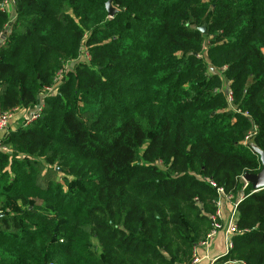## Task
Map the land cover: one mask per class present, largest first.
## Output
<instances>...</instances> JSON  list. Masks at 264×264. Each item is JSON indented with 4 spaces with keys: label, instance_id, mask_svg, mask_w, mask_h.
Segmentation results:
<instances>
[{
    "label": "trees",
    "instance_id": "1",
    "mask_svg": "<svg viewBox=\"0 0 264 264\" xmlns=\"http://www.w3.org/2000/svg\"><path fill=\"white\" fill-rule=\"evenodd\" d=\"M106 1L13 0L0 111L55 93L2 141L0 264H191L216 188L244 194L218 263L264 264V0Z\"/></svg>",
    "mask_w": 264,
    "mask_h": 264
},
{
    "label": "built area",
    "instance_id": "2",
    "mask_svg": "<svg viewBox=\"0 0 264 264\" xmlns=\"http://www.w3.org/2000/svg\"><path fill=\"white\" fill-rule=\"evenodd\" d=\"M10 5H12L14 7L13 0H1L0 10L3 12L4 9H7ZM2 42H3V39L0 38V44ZM60 74L61 73H59L58 75H60ZM58 75H57V77H58ZM57 80L58 79L56 78V81ZM56 81H54V82H56ZM43 91L46 94H51V93L54 94L55 93V91L53 90V87L45 88ZM42 99H43V97L39 96V103H41ZM227 101L231 102V93L229 91L227 93ZM35 106L36 107L34 108L33 112L31 113V115L29 117L30 121H28L29 119L26 121V122H28V124L30 122H32V120L34 121V119L39 114L38 106L37 105H35ZM9 118H10L9 112L0 111V130L6 129L8 127ZM254 134H255L254 130L252 132H249L246 135V137L244 138L243 144L244 145L248 144L250 142V140L253 138ZM251 148H252V145H251ZM0 150L5 151L4 148H1V147H0ZM211 185L213 187H215V185L213 183H211ZM244 185L246 186L245 182H244ZM216 192H217L218 198L215 201V212L210 218L211 223H212V228H211L210 232L206 234L205 238L202 241H200L198 243V245L194 248L191 264H199L202 260H206L207 264H221V263H218V258H209L207 253H206V249L208 247L210 240L218 232L223 231V235H224V238L226 241L225 245H224V254H226L232 247L230 238L236 232V225H235L236 224V218H237L236 208H237V205L244 199V194L239 193V195L236 198H233L231 195L224 194L221 188H216ZM251 192H253V191L251 190ZM224 206H228V212H227V217H226L227 219H226L225 225L223 227H221V221L223 220V217H224V213H223ZM198 250L204 251L205 252L204 255L199 257L197 254Z\"/></svg>",
    "mask_w": 264,
    "mask_h": 264
},
{
    "label": "rangeland",
    "instance_id": "3",
    "mask_svg": "<svg viewBox=\"0 0 264 264\" xmlns=\"http://www.w3.org/2000/svg\"><path fill=\"white\" fill-rule=\"evenodd\" d=\"M7 16H8V22H7V27L4 28V30L1 33L0 38L3 39V37H5V33L8 31V29L10 28V25L15 21L16 15H15V9L12 5H10L7 9H4L3 11ZM2 41V40H1ZM90 59V54L89 52L84 48L81 47V49H79V54L77 56L76 59H74L73 61H70L68 63L65 64L64 68H63V73H61L60 75H58L57 77V81L55 83H57L59 80L64 79L66 72L72 71L74 70V68L79 65V64H86ZM225 89V87L223 88V90ZM53 90L55 91V89L53 88ZM52 94V93H51ZM51 94H46L44 91H42V93L40 94V96L43 97V99L41 100V103H39V98L37 100V103L35 105L38 106L39 109V113L41 112L42 108L44 107V98L47 95H51ZM36 106H34L32 109H26V108H14L11 109L9 112L10 118L8 121V127L6 129H1L0 130V147L4 148V150H7L8 147L2 146V141L5 140V138L7 137V135L9 134V131L11 130H18V128L20 127H26V126H31L32 122L36 121L39 118V114L37 115V117L34 119V121L32 120V122H30L28 124V122H26L31 113L33 112L34 108ZM23 112H22V111ZM22 113V114H21ZM30 121V119L28 120ZM3 151V150H0ZM55 171H59L58 167H54ZM45 173H48L45 171ZM48 179H51L53 181H57L59 179V176L55 175L52 177V175L48 174ZM14 210L18 209L17 205L14 207H11ZM0 214H2L0 212ZM221 227H223V224L221 223Z\"/></svg>",
    "mask_w": 264,
    "mask_h": 264
},
{
    "label": "water",
    "instance_id": "4",
    "mask_svg": "<svg viewBox=\"0 0 264 264\" xmlns=\"http://www.w3.org/2000/svg\"><path fill=\"white\" fill-rule=\"evenodd\" d=\"M111 3L112 0H107L104 5L105 11L109 18H113L116 13V9L111 5ZM198 30L202 34H205V25L200 27ZM252 150L253 153L259 158L261 169L257 174H244L242 176V180L246 183V185L249 184L251 186L253 192H257L264 189V152L255 147L254 145H252ZM1 216L2 214H0V217Z\"/></svg>",
    "mask_w": 264,
    "mask_h": 264
},
{
    "label": "crops",
    "instance_id": "5",
    "mask_svg": "<svg viewBox=\"0 0 264 264\" xmlns=\"http://www.w3.org/2000/svg\"><path fill=\"white\" fill-rule=\"evenodd\" d=\"M22 111V110H21ZM23 112V111H22ZM22 114V113H21ZM227 212H228V206H224L223 208V213L224 217L221 223L223 226L225 225L226 222V217H227ZM225 238L223 235V231L218 232L209 242L208 247L206 249V253L209 258H219L224 255V245H225ZM204 251L198 250L197 254L198 256H203ZM199 264H207L206 260H202Z\"/></svg>",
    "mask_w": 264,
    "mask_h": 264
}]
</instances>
